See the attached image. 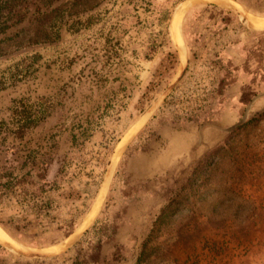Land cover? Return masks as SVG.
Listing matches in <instances>:
<instances>
[{
    "label": "rangeland",
    "instance_id": "374dc122",
    "mask_svg": "<svg viewBox=\"0 0 264 264\" xmlns=\"http://www.w3.org/2000/svg\"><path fill=\"white\" fill-rule=\"evenodd\" d=\"M65 1L28 0L0 34V242L49 256L0 245V264H264V0H88L33 20Z\"/></svg>",
    "mask_w": 264,
    "mask_h": 264
},
{
    "label": "trees",
    "instance_id": "16d2710c",
    "mask_svg": "<svg viewBox=\"0 0 264 264\" xmlns=\"http://www.w3.org/2000/svg\"><path fill=\"white\" fill-rule=\"evenodd\" d=\"M59 1L60 0H34V4L35 3L38 4V5H36L35 9H37V11H38L39 5H42L43 7H46V8H50L52 5H54L55 3L59 2ZM87 1L88 0H67L63 4H60V6L50 9V11L47 12V15H43L42 17H37V19L35 18L33 20H35L36 22L38 21V23H39V21H42L41 19L45 16L47 18L48 17L56 18V16L60 12L61 6H64V5L66 6L67 4H69L71 7L75 8L80 3L85 4ZM27 2H28V0L0 1V34L1 35L5 34V31L8 28H10L11 25H18V24H21L23 22V20L25 19V15H26L25 11H27L29 8L28 7L29 4H27ZM23 4L25 5V7H22V6H24ZM11 22H12V24H11ZM24 31H26V30L21 29L19 32H17V34H16L17 37L25 34ZM4 40H7V38ZM41 41L42 42L47 41L46 37H42L41 39H36V38L31 39L28 42H31L30 43L31 45H35V44L40 43ZM40 121H41V118L38 117L37 115L27 117L20 124L19 131H17L16 134H18L19 137L22 136V134L26 130H29V129L36 127V125Z\"/></svg>",
    "mask_w": 264,
    "mask_h": 264
},
{
    "label": "water",
    "instance_id": "95a60500",
    "mask_svg": "<svg viewBox=\"0 0 264 264\" xmlns=\"http://www.w3.org/2000/svg\"><path fill=\"white\" fill-rule=\"evenodd\" d=\"M170 30H171V26H170ZM264 29H256L255 28V31H263ZM171 34H173L172 32H171ZM185 71H186V65L184 66V68H183V70H182V73H181V75H180V77H179V79L173 84V85H171L168 89H167V91H166V93L163 95V97L161 98V101H162V99L165 97V95L169 92V91H171L172 90V88H174L180 81H181V79L184 77V74H185ZM263 95H260V96H258V97H256V99L254 98V99H252V101L250 102V104L254 101V100H257L258 98H260V97H262ZM249 104V105H250ZM151 114V111L150 112H148V114L146 115V117H148V115H150ZM111 169H112V165L110 166V168H109V170H108V173H107V175H106V179H105V181L103 182V187H102V189L106 186V182H107V179H108V177H109V173H110V171H111ZM97 214V213H96ZM96 216V215H95ZM94 216V217H95ZM94 217H93V219L91 220V222L89 223V224H91L92 222H93V220H94ZM87 225V226H90V225ZM87 230V228L85 229V230H83V232L81 233V235L85 232ZM76 239H77V237H76ZM75 240V238L74 239H72L70 242H69V244H71L73 241ZM69 244L68 245H66V247L65 248H67L68 246H69ZM0 245H2L3 247H5V248H7V249H9V250H11V251H13L15 254H17V255H19V256H21V257H27V258H36V259H48L49 258V256L48 255H44V254H39V253H27V252H24V251H21V250H18V249H16L15 247H13V246H11V245H9V244H7V243H2V242H0Z\"/></svg>",
    "mask_w": 264,
    "mask_h": 264
},
{
    "label": "bare ground",
    "instance_id": "6f19581e",
    "mask_svg": "<svg viewBox=\"0 0 264 264\" xmlns=\"http://www.w3.org/2000/svg\"><path fill=\"white\" fill-rule=\"evenodd\" d=\"M195 1V0H194ZM193 1V2H194ZM196 2H208V3H214V4H216V5H224V4H226L227 6H228V3H226L225 1H223V0H197ZM192 4V1H190L189 3H188V5H191ZM187 5V4H186ZM231 5V4H230ZM182 10L183 9H179V12H177L176 13V15L174 16V19H173V21H172V25H171V30H172V35H173V37H174V39H175V44L176 45H178L179 46V49L181 50V48H183L184 49V43H183V41H182V37H181V33H180V27H178L177 29H176V34H175V31H174V29H175V26H176V24H177V15L179 14V13H181L182 12ZM244 16V15H243ZM246 20V22L250 25V22H249V17L248 16H244V21ZM250 20H251V23L255 26V25H259L258 23H257V21L255 20V18H252V17H250ZM262 23V22H261ZM251 26V25H250ZM254 28V27H253ZM256 29H264L263 27L262 28H256ZM176 35V36H175ZM177 46V47H178ZM181 55H182V57L184 58V53H183V51L181 50ZM137 129V128H136ZM135 129V130H136ZM135 132V131H134ZM110 173H111V171H110ZM109 173V174H110ZM108 180H109V177H108V179H107V182H106V185H107V183H108ZM105 189H106V186L102 189V192L104 193L105 192ZM100 206H101V203H100V205L98 206V208H97V210H96V212H95V215H96V213L98 212V210H99V208H100ZM94 215V216H95ZM93 216V217H94ZM93 217H92V219H93ZM91 219V220H92ZM91 222V221H90ZM89 222V223H90ZM88 223V224H89ZM87 224V225H88ZM86 225V226H87ZM3 235V234H2ZM0 239H2L1 237H0ZM3 240V239H2ZM2 242V241H1ZM3 243V242H2ZM11 246H13V247H15L14 245H11ZM16 249H18L17 247H15ZM22 251V250H21Z\"/></svg>",
    "mask_w": 264,
    "mask_h": 264
},
{
    "label": "crops",
    "instance_id": "0c3cea01",
    "mask_svg": "<svg viewBox=\"0 0 264 264\" xmlns=\"http://www.w3.org/2000/svg\"><path fill=\"white\" fill-rule=\"evenodd\" d=\"M257 74H255V76H256ZM264 89V86H260V84H255V99H256V97H258V96H260V95H262V94H260V92H258L259 90H263ZM262 98V99H261ZM261 98H258L257 100H255V103H256V105H258V104H262V103H264V97H261Z\"/></svg>",
    "mask_w": 264,
    "mask_h": 264
}]
</instances>
